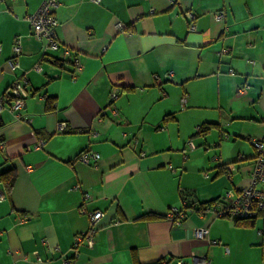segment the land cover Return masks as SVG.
I'll list each match as a JSON object with an SVG mask.
<instances>
[{
	"label": "crops",
	"instance_id": "1",
	"mask_svg": "<svg viewBox=\"0 0 264 264\" xmlns=\"http://www.w3.org/2000/svg\"><path fill=\"white\" fill-rule=\"evenodd\" d=\"M42 1L0 0V98L18 76L29 92L18 116L0 112V177L15 173L0 181V264H264V210L240 224L197 210L249 183L264 138V0H57L79 70L32 34ZM97 209L93 245L73 251Z\"/></svg>",
	"mask_w": 264,
	"mask_h": 264
},
{
	"label": "built area",
	"instance_id": "2",
	"mask_svg": "<svg viewBox=\"0 0 264 264\" xmlns=\"http://www.w3.org/2000/svg\"><path fill=\"white\" fill-rule=\"evenodd\" d=\"M98 1V0H94ZM58 5L57 0H43L38 8L27 16L31 25L32 34L43 41V51H57L63 55L66 60H71L74 68L79 70L82 67L81 62L71 52V49L62 45L56 36V27L58 21L54 15V11ZM186 18L188 21V28L194 29V14L187 12ZM215 18L220 20L222 14H216ZM121 28V25L118 24ZM21 53V43L19 38H15L12 44V55L7 59V65L11 71H15L18 67L17 58ZM63 60H59L61 63ZM38 68V66H36ZM170 75V73H168ZM246 86L237 88L238 92H243ZM118 94V89L114 88L110 94V99L113 100ZM10 101L5 105V99L0 98V112L4 108H8L15 115H19L25 106V100L29 96L27 89V80L25 77L18 76L9 85ZM184 100V98H182ZM117 113L116 109H113ZM250 142L254 147L256 154L254 157V167L250 174V181L247 185L238 188L237 190L227 191L223 196L213 200L211 203L203 207L204 212H210L215 217H229L232 219H255L264 210V138H250ZM44 144V140L40 139L34 145V148H40ZM99 158L97 152L91 150H82L78 154V159L84 163L96 161ZM4 197L2 189H0V198ZM88 197V194H85ZM180 213L172 212V215H179ZM88 227L77 233L71 246L73 251H76L79 244L83 243L88 246L93 245L94 235L99 227L100 220L104 217V212L101 210H92L87 212ZM171 216V214H170ZM194 235L196 238L203 239L207 243H216V240L207 237V229L204 226L198 227ZM227 250V249H226ZM199 264H206L208 259L200 257ZM61 264H74L72 257H61ZM177 264H182L180 260Z\"/></svg>",
	"mask_w": 264,
	"mask_h": 264
},
{
	"label": "trees",
	"instance_id": "3",
	"mask_svg": "<svg viewBox=\"0 0 264 264\" xmlns=\"http://www.w3.org/2000/svg\"><path fill=\"white\" fill-rule=\"evenodd\" d=\"M209 128V125H202L199 130L200 132H204L205 130H207ZM14 177H15V173L14 171L10 170L9 172H7L6 174H3L1 177H0V181L3 182V184L5 185L6 188H10L12 183H13V180H14ZM213 201V200H212ZM212 201L210 202H204V203H201L199 204V206L197 207V210H201L203 209V207L209 203H211ZM191 208H195L192 206H189ZM254 219H234V221L238 224L240 223H251Z\"/></svg>",
	"mask_w": 264,
	"mask_h": 264
}]
</instances>
